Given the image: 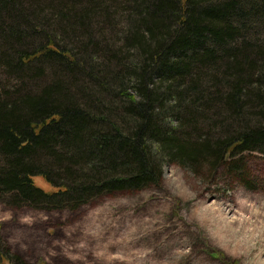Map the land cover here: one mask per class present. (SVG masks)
Masks as SVG:
<instances>
[{
    "label": "trees",
    "instance_id": "obj_1",
    "mask_svg": "<svg viewBox=\"0 0 264 264\" xmlns=\"http://www.w3.org/2000/svg\"><path fill=\"white\" fill-rule=\"evenodd\" d=\"M263 34L264 0H0V67L22 81L0 89V201L76 208L167 162L254 189ZM0 264H31L1 231Z\"/></svg>",
    "mask_w": 264,
    "mask_h": 264
},
{
    "label": "rangeland",
    "instance_id": "obj_2",
    "mask_svg": "<svg viewBox=\"0 0 264 264\" xmlns=\"http://www.w3.org/2000/svg\"><path fill=\"white\" fill-rule=\"evenodd\" d=\"M49 79L24 82L29 88ZM13 85L22 81L0 67V89ZM246 159L254 189L224 168L198 177L167 162L159 185L104 193L76 208L0 201L1 236L31 264H264V154Z\"/></svg>",
    "mask_w": 264,
    "mask_h": 264
}]
</instances>
